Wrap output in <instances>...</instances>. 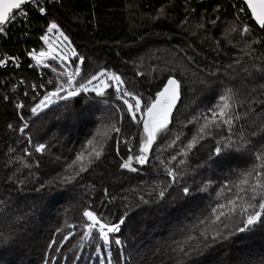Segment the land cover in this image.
<instances>
[{"label": "trees", "instance_id": "1", "mask_svg": "<svg viewBox=\"0 0 264 264\" xmlns=\"http://www.w3.org/2000/svg\"><path fill=\"white\" fill-rule=\"evenodd\" d=\"M133 1L58 0L56 3L45 1V15H41L36 9L30 8L28 19L25 22L19 20L18 23L9 27L4 37H0L1 56L18 55L21 58L19 66L0 69V264H44L45 254L50 249L48 245L52 243V247L55 246V236L48 235L46 233V231L49 232L48 229L44 233L42 229H38L37 220L39 219H36L34 215H38L39 207L28 206V210L25 211L24 206L21 205L19 210H16L18 203L23 198V192L22 186L17 183L16 178L12 179V176L17 174L20 162L31 165L40 160L42 165L46 166V172H52L51 176H41L33 185H46L47 181L54 178L56 183H59L56 166L58 165L60 168V164L66 166V164L71 163L76 152L82 149L86 140L92 138L98 130L105 129L108 124L117 122L122 129L120 135L117 136L113 133L108 138L101 160L95 162L88 171L77 177L71 183L70 189L72 191L67 192L68 194L74 192L76 204L72 208L75 210L84 197L74 190L84 188L85 185L93 187L98 193L104 194L110 214L116 210V205L112 201L114 193H118L124 187L140 181L143 177L140 171H151L148 166L153 165L154 161L160 165L159 161L154 160L146 167H140L137 172L119 168V163L128 155L129 144L126 141H131L133 145L138 146L139 128L126 115V108L122 101L116 99L114 88L106 90L107 106L98 103L101 98L96 97L95 93H89L88 95L80 94L67 101L57 100L47 108L37 112L36 115L31 113L30 108L42 98L46 91L54 89L58 75L63 71L61 65L52 60H49V66L44 68L35 64L40 68L37 70L36 66L32 65L35 62L28 55L29 52L44 49L45 44L40 37L45 34L49 21L57 23L62 32L68 36L72 48L76 49L78 53L76 57L69 58V63H65L68 64L65 66L70 71L74 70L75 63L79 62V56H83L85 60L81 65L82 76H90L84 74V70L88 68L90 55L99 63L97 71L101 68L115 71L122 76L129 91L141 93L146 98L150 95L154 98L155 92L163 86V82H166L169 76L177 79L180 83L179 99L170 116L168 132L160 134L152 150L171 136L173 132L171 123L179 122L185 116L181 115V110L186 99L188 100L192 96L194 88L189 84L191 80L189 76L185 77L181 71H175V69H171L168 73L164 71L158 73L156 71H135L139 60L137 55L140 53L139 51L153 42L173 44L175 49L178 47L177 43L182 42L191 48L195 56L193 58L200 56L203 61L209 64H216L217 60L209 50L204 49V46L196 41L195 36H190L178 27L167 23L147 24L144 18L140 17V14L143 15L146 12L156 14L157 8L174 5V9L170 8V10H173L172 15L176 20L181 16V7L193 8L196 13L204 12L203 15L199 14L203 20L207 18L208 11L212 9L211 6L217 3L229 14L230 18H233L241 26L247 25L251 29V33L259 40L260 45H264V30L255 25L249 13L238 11L241 7L246 8L239 0H179L174 3L171 0H140L142 3L145 2V5L150 6L152 11L143 10L140 14L136 12L139 21L144 22L142 28L138 29L130 27L127 22L128 8H131ZM217 42L218 49L229 57L230 52L224 46L223 41L219 39ZM154 60L146 59L141 60V62L149 63L155 67V62L159 60ZM180 60H182L180 53H176V57L173 59L174 65ZM193 66L198 70V67ZM52 68H56L57 71L54 73ZM138 72L140 73L139 76L137 75ZM59 79L63 81L64 77H59ZM49 80L52 81L51 84L48 83ZM222 81L223 77L221 76L217 82L221 85ZM41 85L44 86L41 87ZM212 103L213 98L209 99L207 107L210 108ZM16 104H21L23 107L17 109ZM112 105L124 108L123 119L120 118L121 115L116 116ZM256 112H261V108ZM260 115L256 117L253 113L247 117L246 123L253 124L248 127L249 134L262 131L261 124H264V114L261 117ZM189 116L190 114L186 116L185 121L193 119L195 115L191 118ZM24 125L27 127L20 133V129ZM101 125L103 127L100 129ZM240 130L233 125L231 130L227 126L215 129L213 137H206L186 157H182L185 164L181 165V170L189 175L199 169L203 163L209 161L210 150L217 139H220L221 136L231 135L233 140H237L241 135ZM41 143L45 144L46 148L45 152L39 155L40 153L35 152V145ZM117 145L119 146V156L116 155ZM258 145H261L260 141L257 144L254 142L247 148L248 157L253 159L252 163H248L250 169L259 163L256 160V156L261 151ZM25 147H28V155L26 156L23 155ZM238 154L240 153L235 150L227 154L224 157L227 164L216 169L230 168L231 164L233 166L238 164L239 168H244L246 164L242 162L247 155L238 156ZM215 158V156L212 157L213 160ZM160 168L163 169V167ZM199 175L202 176L201 171ZM213 175V178L207 180L211 181L209 188L204 192L197 191L198 195L204 194V198H206L207 193L216 196L212 201L208 200L210 204L214 200L217 201V193L222 191V186L230 184L234 178L230 174L225 175L224 178L214 173L209 176ZM203 181L200 180L197 187ZM33 185L26 184V186ZM232 191L235 192V189L233 188ZM38 194L35 187L28 188L27 195L31 200L28 202L30 205L38 201ZM223 194L227 196L229 193L224 190ZM8 201L15 203L12 205L14 212L7 215L6 208L8 206L5 204ZM53 202L54 204L49 205L47 209L49 212L47 211L42 216L38 215L41 220H49L58 207L67 204V201L60 199H53ZM210 204L205 201L196 203L199 210H204L206 207L210 209ZM59 214L60 211H57L56 218L59 217ZM140 214L144 218L147 212L144 210ZM17 215L20 217L19 224L26 221L25 224L29 225V230L25 235L21 233V236L15 235L10 240L8 230L3 229V226L8 221L15 219ZM149 215L150 221L157 216L153 211H149ZM184 220L188 222V217H185ZM179 221L181 219L177 220V222ZM170 227H162L161 232L155 233L153 230L148 234L146 233L148 226H141L139 233H137L140 236L139 242H137L130 257L127 258L126 264H175L173 254L167 246L173 240L180 239V236L177 232L169 233ZM23 238H25L23 242H17L18 239ZM262 258H264V227H258V237L246 239V236L233 235L228 241L213 245L212 248L202 252L199 256L188 258L186 264H260Z\"/></svg>", "mask_w": 264, "mask_h": 264}, {"label": "rangeland", "instance_id": "2", "mask_svg": "<svg viewBox=\"0 0 264 264\" xmlns=\"http://www.w3.org/2000/svg\"><path fill=\"white\" fill-rule=\"evenodd\" d=\"M171 1L174 3L179 0ZM144 3L140 0H134L131 8H128L127 22L130 27L138 29L142 28L144 25L142 20L139 21V16H136V12L140 14L143 10L152 11V8ZM166 6L157 8L156 14L146 12L143 13V15L140 14V17L142 19L144 18L147 24L167 23L178 27L181 31H185L190 36H195L196 41L204 46V49L209 50L217 61L216 64H209L203 61L200 56L193 58L195 56L191 48L182 42L177 43L178 47L176 49L173 47V44L153 42L139 51L141 54H137L139 60L137 61L135 71H156L157 73L164 71L168 73L171 69H175V71H181L185 77H187V75L189 76L191 79L189 84H191L194 89L192 90V96L189 97L188 100L186 99L181 110V115L185 116L179 122L171 123V127L173 128L171 136L165 139L158 147L151 150L148 163L145 165L134 164L133 166L139 170L140 167H146L151 161H167L171 156L180 152L181 148L196 134V130L199 126L193 119L185 121L186 116L190 114L189 118H191L198 113L210 116L211 113L208 112V109L219 102V95L226 87L231 88L235 93L237 102L233 105V114L239 115L240 119L234 121L233 126L241 129V134H243L248 141L246 148L251 146L254 142L257 144L260 141L261 145H258V147L260 150L264 149V141H261L264 139V130L255 133V135L249 134L248 127H251L253 124L246 123L248 121L247 117L250 114L254 113L256 117L260 114L261 117L264 114V103H262L264 102V88L260 87L261 84H264V71H257V68L264 69V45H260L258 42L259 40L255 38L251 31L248 35L241 36L240 31L243 26L233 20V18H230L229 14L220 4H213L211 6L212 9L207 13V18L203 20L199 14L203 15L204 12L196 13L195 9L188 7H181V16L176 20L172 15L173 10H170V8L174 9V5ZM161 9L164 10V15L162 16L158 15V10ZM210 20H216L217 22L216 24H212L209 22ZM200 24L204 26L198 27ZM231 27H235L237 30L232 33H227L226 30ZM48 36L51 41L67 51L66 43L62 42V38L58 39L55 32L48 33ZM219 39L223 41L224 46L229 50V57L225 56L223 52L218 49L219 45L217 41ZM251 41H257V43L250 44ZM246 45L249 46L246 47ZM43 50L47 51L46 45ZM39 52L40 51H37V53ZM176 53H180V58H182V60L174 65L173 59L176 57ZM70 57L72 56L69 53L68 59L64 63H69ZM89 58L88 68L84 70V74L93 75L95 74L93 71H97L99 63L90 55ZM146 59H155L154 61H159L155 62V67H152L149 63L141 62V60ZM49 60L51 59L45 60L44 63L48 64ZM65 65L67 66L68 64ZM193 65L198 67V70ZM253 65H256V68H253ZM39 66L44 68V64ZM245 69H247V71H245ZM209 73H214V75H209ZM221 76L223 77V81L222 84L219 85L217 80ZM136 94L147 99L141 93ZM211 98H213V103L210 108H208V101ZM259 108H261V112H256ZM119 115L121 114L116 113V116ZM190 120L192 123H189ZM201 123H203L202 120ZM102 127L103 125H101L100 129ZM103 130L104 129H102L101 132ZM177 136H179V140H177L175 144H171V141ZM170 144L171 147H169ZM25 149L28 151V147H25L24 151ZM239 153L238 156L242 154L247 155L242 162L246 165L242 169L238 167V164L234 166L231 164L230 168L217 170V167L227 164L226 158L217 160L216 163L207 161L203 163L199 169L189 175H186V173L181 170L180 165L179 170L183 172V175H178L176 184L172 183L164 172V169H161V166L157 165L154 161L153 165L148 166L151 171H140L143 176L140 181H136L134 184L126 186L118 193L113 194L114 199H112V201L116 205V210L113 214L108 212L109 208L106 204L104 194L98 193L93 187L88 185H85L84 188H76L74 190L81 193L84 197L74 210L72 208V206L76 204V202H74V192H70V194L67 193L72 191L70 189L71 183L64 185L55 183L54 186L46 183L44 188H41L40 184L33 185L41 176H51L52 172H46V166L42 165L40 160L31 165L26 162H20L17 174L12 176V179L16 178L17 183L22 186L21 189L23 192V198L18 203L16 210L18 211L21 205L24 206L25 211L28 210V206L32 208L39 207L37 212L39 216H42L47 211L49 212L47 209L49 205L52 206V204H54L53 199L67 201V204L58 207L47 221L41 220L37 214L34 215L36 219H39L37 220L38 229H42L43 233L48 229L49 232L46 231V233L50 236H55V246L48 249L46 253L47 260L45 254L44 264H101V260L106 262L108 258V253L106 251L96 253L97 238L93 237L87 241L81 240V236L83 235L82 225L86 222L82 216L83 210L89 208V210H92L97 215L106 218L110 222L118 221L121 216L127 213L126 222L121 226V231L118 234H112L110 243L113 264H125L127 258L132 254L137 242H139L138 238L140 236L137 235V233H139L138 231L141 226H148V231L146 232L148 234L153 230L155 233L161 232L162 227L171 226L169 228V233L177 232L181 238V232L184 229L190 227L198 218L206 216L211 211V208L207 209L206 207L204 210H199L196 203L205 201L210 204L208 200L212 201L216 196L210 193L205 195L206 198H204V194L198 195L196 190L198 183H200V180L207 181L213 178L214 175H209L214 173L221 178L230 174L231 177H234L230 183L233 184V181H237L243 172L250 170L248 163L253 162V159L248 157V151H241ZM23 155L26 156L24 152ZM180 159L183 158L178 156L177 161L173 162V166L177 165ZM214 160H216V158ZM64 168L65 165L62 164H60V168L58 165L56 166L58 176L65 174ZM200 171L202 176L199 175ZM26 184L33 186H26ZM181 184H187L192 188L191 196L185 197L182 192H178V188ZM29 187H35L36 191L39 193L37 195L39 198L38 201L31 205L28 203L31 200L27 195ZM162 187L168 188V192L164 199L159 198L157 195ZM141 197H143L145 201H148V203H142ZM26 198L27 200H25ZM216 202L217 201L214 200V202L210 204L211 207L215 206ZM14 203L15 202L11 201L6 202L5 205L8 206L6 208L7 215L14 212L12 206ZM144 210L147 214L142 218L140 213H143ZM57 211H60L58 218H56ZM149 211H153L157 215L151 221ZM185 217H188V222L184 220ZM19 218L20 217L17 215L15 219L8 221L3 226V229L8 230L10 240H12L15 235L21 236V233L25 235L29 230V225L25 224L26 221L19 224ZM178 219H181V221L177 222ZM67 224H72L74 227L68 228L66 226ZM57 228H60L61 231L57 232ZM68 232H72L73 235L61 244L60 241ZM234 235L246 236V239L258 237V227L254 231L236 233ZM116 238L122 240V246H117L115 244ZM24 239L25 238L18 239L17 242L21 243ZM57 248L60 249L59 252L56 251ZM16 256H19V254H16ZM53 257H55V259H52ZM121 257H123V261H121Z\"/></svg>", "mask_w": 264, "mask_h": 264}, {"label": "snow or ice", "instance_id": "3", "mask_svg": "<svg viewBox=\"0 0 264 264\" xmlns=\"http://www.w3.org/2000/svg\"><path fill=\"white\" fill-rule=\"evenodd\" d=\"M29 3L36 4L38 12L41 15L46 14V7L39 6V0H0V32L5 31L3 26L9 21L15 22L19 17L26 18L27 13L23 11V8ZM243 5H246V8L241 7L238 11L245 12L246 14L250 13L255 24L261 30H264V0H243ZM158 15H164V10H158ZM209 22L216 24L217 21L210 20ZM203 26V24L198 25V27ZM236 30L235 27H231L226 32L232 33ZM250 31L251 29L245 25L241 29L240 35L246 36ZM52 32L56 33L58 39L62 38L63 43H66L67 51L49 39L48 33ZM40 39L47 46V51L41 50L39 53L33 51L29 52L28 55L36 65L44 64V67L49 66L44 61L50 58L52 61L60 64L63 71L59 73L54 89L46 91L42 98L30 108L31 113L36 115L37 112L43 108H47L57 100L67 101L80 94L88 95L89 93H95L96 97L101 98L98 103L107 106L108 101L105 99L106 90L114 88L116 99L123 102V106L126 108V115L139 128L138 146L133 145L131 141H126L129 144L128 155L126 159H122L119 163V168L127 169L130 172H137L138 169L133 165H145L148 163L150 152L155 142L159 139L160 134L168 132L170 116L179 95L180 83L174 77L169 76L166 82H163V86L155 92L154 98L150 95L145 99L143 96L129 91L122 76L110 69L101 68L93 75L82 76L81 65L85 60L83 56H79V62H74V70L70 71L64 62L68 59L69 53L72 57H76L78 53L76 49L72 48L68 36L60 30L55 21L48 22L47 30ZM254 43H257V41L250 42V44ZM248 46L246 45V47ZM10 59L16 62V58ZM3 64H5V60H0V65ZM253 68H256V65H253ZM52 71L55 73L57 70L56 68H52ZM257 71H264V69L257 68ZM137 75L139 76L140 73L138 72ZM209 75H214V73H209ZM59 77H64V80L62 81ZM48 83L51 84L52 81L49 80ZM43 86L41 85V87ZM260 87L264 88V84H261ZM236 102L233 90L227 87L224 88L223 92L219 95V102L208 109V112L211 113L210 116L198 113L193 117V120L199 126L192 139L176 155L171 156L167 161H159L160 166L163 167L164 172L173 184L177 183L178 175H183V172L179 168L180 165L185 164V160L180 159L178 164L173 166V162L177 161L178 156L186 157L200 141L206 137H213L215 129L227 126L231 130L234 121L240 119L239 115L233 114V105ZM15 107L21 109L23 105L16 104ZM112 107L115 109V113L121 114L120 118L123 119L124 108L116 105H112ZM201 120L203 123H201ZM189 123H192V121L190 120ZM26 127L27 125H24L20 131L23 132ZM261 129L264 130V124H261ZM121 131V127L114 121L108 124L102 132L98 130L94 133L92 138L86 140L82 149L76 152L71 163L66 164L64 168L65 174L59 176V184L72 183L82 173L88 171L95 162L100 161L104 156L108 138L113 133L119 136ZM252 135H255V133H252ZM177 140H179V136L173 139L171 144H175ZM171 144L169 147H171ZM247 144L248 141L243 134L240 135L238 140H233L231 135L227 137L221 136L211 148L208 160L211 163H216L217 160L224 158L233 150L237 152L247 151ZM45 148V144H36L35 152L43 153ZM24 154L28 155L27 149H25ZM116 155H120L118 145ZM213 156L216 157V160L212 159ZM256 160L259 163L254 165L250 170L243 172L236 182L222 186V191L217 193L218 199L215 206L211 207V211L206 216L198 218L195 223L181 232L180 239L173 240L167 246L173 254L175 264H186L188 258L199 256L202 252L212 248L213 245L219 242L228 241L236 233L250 232L254 231L257 227H264V149L256 156ZM46 183L48 185H55L56 180L54 178ZM210 184L211 181H203L196 190L204 192L209 188ZM40 187L44 188L45 185L42 184ZM233 188L235 192L232 191ZM224 190L229 193L227 196H224ZM167 192L168 188L162 187L157 195L159 198L164 199ZM178 192H182L185 197H189L192 195V188L187 184H181ZM141 202L148 203L143 197H141ZM127 215L125 213L118 221L110 222L106 218L89 210V208L83 210L82 216L86 222L82 225L83 235L81 236V240L87 241L93 237L97 238L96 253L101 251L108 253L107 261L101 260V264H113L110 249L111 237L112 234L121 231V226L126 222ZM66 226L68 228L74 227L72 224H67ZM56 231L60 232L61 229L57 228ZM72 235V232H68L60 243L63 244ZM115 244L122 246V240L116 238ZM52 246V243L48 245L49 248ZM56 251L59 252L60 249L57 248ZM52 259H55V257ZM121 261H123V257H121ZM260 264H264V258L261 259Z\"/></svg>", "mask_w": 264, "mask_h": 264}, {"label": "built area", "instance_id": "4", "mask_svg": "<svg viewBox=\"0 0 264 264\" xmlns=\"http://www.w3.org/2000/svg\"><path fill=\"white\" fill-rule=\"evenodd\" d=\"M45 1H50L53 3H56L58 0H39V6H44V2ZM36 9L38 12V6L36 4H27L26 6H24L23 11L27 13V17H19L15 22L9 21L8 23H6L3 27L5 28L4 32H0V37H4L6 35L7 30L9 29V27H11L12 25L16 24L20 21L25 22L28 19V10L29 9ZM10 58H16V62H13ZM0 60H5V64L0 65V69H4L6 67H10V66H19L20 62H21V58L18 55H12V56H1L0 53ZM32 65L36 66L35 63H32ZM37 70H40V68L38 66H36Z\"/></svg>", "mask_w": 264, "mask_h": 264}, {"label": "water", "instance_id": "5", "mask_svg": "<svg viewBox=\"0 0 264 264\" xmlns=\"http://www.w3.org/2000/svg\"><path fill=\"white\" fill-rule=\"evenodd\" d=\"M242 4H243V0H239ZM245 7H246V5H244ZM250 14V13H249ZM251 16V15H250ZM254 22V21H253ZM255 23V22H254ZM256 25V24H255ZM257 27H259L258 25H256ZM178 99H179V97H178ZM177 99V100H178ZM177 102V101H176Z\"/></svg>", "mask_w": 264, "mask_h": 264}]
</instances>
